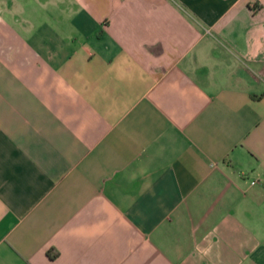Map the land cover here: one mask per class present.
<instances>
[{"label": "crops", "instance_id": "1", "mask_svg": "<svg viewBox=\"0 0 264 264\" xmlns=\"http://www.w3.org/2000/svg\"><path fill=\"white\" fill-rule=\"evenodd\" d=\"M12 3L0 264H264V0Z\"/></svg>", "mask_w": 264, "mask_h": 264}, {"label": "rangeland", "instance_id": "2", "mask_svg": "<svg viewBox=\"0 0 264 264\" xmlns=\"http://www.w3.org/2000/svg\"><path fill=\"white\" fill-rule=\"evenodd\" d=\"M5 1L13 2L12 5H10L11 9L9 12H7L8 10L5 11V13L7 12L6 15H8L11 20L15 17L20 18L21 23L27 24V28H30L31 25L32 28L37 27L38 29L50 28L51 26H49L44 19L46 11H51L52 9L54 13L61 12V10L57 8L58 0H0V5L4 6ZM27 14L33 15V19L27 20L24 18Z\"/></svg>", "mask_w": 264, "mask_h": 264}, {"label": "built area", "instance_id": "3", "mask_svg": "<svg viewBox=\"0 0 264 264\" xmlns=\"http://www.w3.org/2000/svg\"><path fill=\"white\" fill-rule=\"evenodd\" d=\"M249 183H250L251 185H254V184H260V185L264 186V179H261V180H255V179H252V180L249 181Z\"/></svg>", "mask_w": 264, "mask_h": 264}, {"label": "trees", "instance_id": "4", "mask_svg": "<svg viewBox=\"0 0 264 264\" xmlns=\"http://www.w3.org/2000/svg\"><path fill=\"white\" fill-rule=\"evenodd\" d=\"M48 255L49 257L54 258L56 256V253L48 251Z\"/></svg>", "mask_w": 264, "mask_h": 264}]
</instances>
